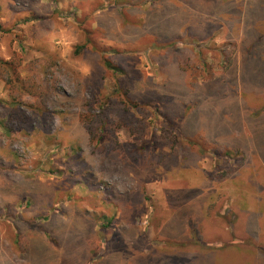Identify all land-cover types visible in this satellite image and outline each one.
Returning a JSON list of instances; mask_svg holds the SVG:
<instances>
[{"label": "rangeland", "instance_id": "rangeland-1", "mask_svg": "<svg viewBox=\"0 0 264 264\" xmlns=\"http://www.w3.org/2000/svg\"><path fill=\"white\" fill-rule=\"evenodd\" d=\"M11 59L49 96L16 134L0 105V264H264V0H0Z\"/></svg>", "mask_w": 264, "mask_h": 264}, {"label": "trees", "instance_id": "trees-1", "mask_svg": "<svg viewBox=\"0 0 264 264\" xmlns=\"http://www.w3.org/2000/svg\"><path fill=\"white\" fill-rule=\"evenodd\" d=\"M85 31L87 36V42H89V35L92 32V28L86 27ZM157 43V42H156ZM154 45V46H153ZM155 48V44H152ZM168 47H172L167 45ZM78 54L83 47H77ZM166 50V45H164L161 50ZM105 64L108 68H112L108 61H105ZM20 61L9 60L3 61L0 60V79L4 80L9 97L12 100V105L7 106L6 103L0 101V105L6 110L8 109L6 121L3 124V130L5 133L16 134L19 132H24L25 124L31 117L29 123H33L38 118H44L46 114V103L49 96L48 88L38 81L37 76L35 75H22L19 66ZM26 98H29L26 100ZM91 120V119H90ZM85 124L87 120H84ZM95 123V124H93ZM96 122H87L88 132L92 135V138L95 137L96 131L101 129V125H98ZM103 124V123H102Z\"/></svg>", "mask_w": 264, "mask_h": 264}, {"label": "crops", "instance_id": "crops-1", "mask_svg": "<svg viewBox=\"0 0 264 264\" xmlns=\"http://www.w3.org/2000/svg\"><path fill=\"white\" fill-rule=\"evenodd\" d=\"M260 145V144H259ZM256 153H258V154H256L258 157H257V159H259V162H264V153H262L261 151H259V152H256ZM263 157V158H262ZM254 171H252V172H248L247 170H243L242 172H237L236 174H235V176L233 177V179L234 180H236V182L233 184L235 187H232V188H230V189H228L227 191H228V194L230 195V196H233V198H230V200L227 202V199H228V197H226V205L225 206H223V208H222V210H223V214L222 215H224V217H225V223H222L221 225H220V223H215V222H213V223H211L209 226H205V227H200L201 225H196L195 227H196V230H195V227L194 228H192L191 226H190V229H191V231H192V235H194V242H196V241H199V239L201 238V234L203 233L202 232V229H211V231L210 232H212V229H214L215 230V228H214V225L213 224H215L216 225V227H217V229L220 231V233H223V235H224V237H225V235H227L225 238L226 239H228L229 240V234H231V231L234 233V231H233V229H234V226L236 225V223H237V221H235V222H233V221H231V219H235L236 218V216H237V213H235V210H238V209H236V208H231V205H232V202H233V200H234V196H235V194H237L236 196H240L239 198V201H241V203L242 204H245V200H244V196L246 195V192H247V185L249 184V181H251V183H254L255 185H257L256 183V181L258 180V178H257V174H255V173H253ZM252 177V179H250ZM231 189H233V190H231ZM257 190V189H256ZM254 203L255 204H257L255 201H254ZM254 206H256V205H251V207H254ZM243 208H242V213H244L245 211V207L244 206H242ZM186 208V207H185ZM174 212H176V211H174ZM238 212V211H237ZM231 216L230 218H228V216ZM173 216V214L171 215V217ZM170 217V218H171ZM185 217V213H182V214H180V215H178L177 216V219H182V218H184ZM226 218H228V219H226ZM172 219V218H171ZM173 220V219H172ZM166 223L167 222H169V219H168V221H165ZM166 223H165V225L163 226V233H165L166 235H167V237L169 236L170 237V235H172V234H176V235H178V233H179V235H181V233L183 232V231H181V228L182 229H185L186 228V231H187V229L189 230V227H182V226H180L179 224H180V221L178 220V222L177 221H175V220H173V222L171 223V222H169V224L168 225H166ZM177 223H179V224H177ZM241 223H242V220H241ZM165 229H167V230H165ZM185 231V232H186ZM206 231V230H205ZM194 232V233H193ZM222 235V236H223ZM168 239V238H167ZM261 240V245H264V232L262 233L261 232V234H260V236H259V241ZM200 242V241H199ZM232 246V245H231ZM232 249H233V252L235 251V249L233 248V247H231ZM153 252H154V250H153ZM152 253V252H151ZM150 253V254H151ZM197 253H198V251H197ZM250 253V255H252V254H257V255H259V253H261V251H251V252H249ZM149 253H147V254H145V258H146V256L147 255H150ZM154 254V253H153ZM153 254H152V257H151V259L148 261L147 259H148V256H147V259H146V261H145V263L144 264H153L154 263V258H153ZM157 255H160L158 252H157ZM180 255V254H179ZM195 255H196V250H195ZM255 255H254V257H255ZM181 256V255H180ZM253 256V255H252ZM260 256V255H259ZM150 258V257H149ZM157 258V262H156V264H165V259L163 260V258H165V254H164V256L163 255H161L160 257H156ZM161 258H162V260H161ZM169 258V257H168ZM181 258V257H180ZM177 259H179V258H177ZM211 259V258H210ZM253 259H255V261L254 262H257L256 260H257V258L255 257V258H253ZM148 261V262H147ZM258 264V263H257Z\"/></svg>", "mask_w": 264, "mask_h": 264}]
</instances>
